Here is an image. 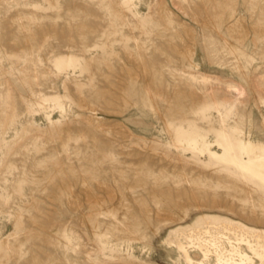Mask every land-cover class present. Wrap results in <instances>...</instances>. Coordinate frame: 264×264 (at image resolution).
I'll return each mask as SVG.
<instances>
[{"label": "rangeland", "instance_id": "374dc122", "mask_svg": "<svg viewBox=\"0 0 264 264\" xmlns=\"http://www.w3.org/2000/svg\"><path fill=\"white\" fill-rule=\"evenodd\" d=\"M229 145L264 149V0H0V264L264 246Z\"/></svg>", "mask_w": 264, "mask_h": 264}, {"label": "bare ground", "instance_id": "6f19581e", "mask_svg": "<svg viewBox=\"0 0 264 264\" xmlns=\"http://www.w3.org/2000/svg\"><path fill=\"white\" fill-rule=\"evenodd\" d=\"M233 149L232 145L225 147V157L221 160L232 164L238 171L246 173L254 186L264 188V149L257 152L254 148H250L248 151L254 154L249 157L247 162L234 155ZM239 232L242 233H233L235 241H232L227 236L215 238L208 231L207 234L211 236V240H201L198 243L199 261L192 259L186 247L181 246L180 248L188 264H255V259L264 264V246L254 243L250 238L252 237L250 233ZM224 240L227 241L228 247L225 246Z\"/></svg>", "mask_w": 264, "mask_h": 264}]
</instances>
